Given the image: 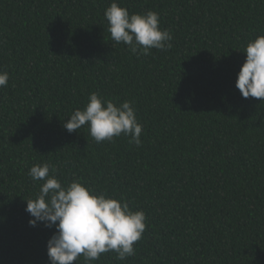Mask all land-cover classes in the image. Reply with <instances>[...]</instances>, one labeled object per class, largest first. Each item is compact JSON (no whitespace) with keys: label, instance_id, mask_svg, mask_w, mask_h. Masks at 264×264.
Instances as JSON below:
<instances>
[{"label":"trees","instance_id":"obj_1","mask_svg":"<svg viewBox=\"0 0 264 264\" xmlns=\"http://www.w3.org/2000/svg\"><path fill=\"white\" fill-rule=\"evenodd\" d=\"M112 2L0 0V264H50L55 228L25 211L43 163L146 215L134 256L90 264H264V102L235 87L264 0H116L173 35L139 59L107 31ZM92 92L132 101L140 147L64 129Z\"/></svg>","mask_w":264,"mask_h":264},{"label":"clouds","instance_id":"obj_2","mask_svg":"<svg viewBox=\"0 0 264 264\" xmlns=\"http://www.w3.org/2000/svg\"><path fill=\"white\" fill-rule=\"evenodd\" d=\"M104 17L111 39L127 45L138 59L150 55L152 49L167 51L172 47L173 35L168 29H161L158 12L130 14L113 0ZM244 54L246 60L235 87L243 98L264 102V35L248 42ZM8 81L9 74L0 71V88L7 87ZM85 125L96 143L114 142V138L123 135L130 137V144L141 146L143 125L137 120L132 101L117 105L99 92L90 93L85 107L74 110L63 127L71 134ZM55 173L56 169L48 163L33 165L28 175L34 182L44 183L34 199H24L25 211L32 218L31 227L42 223L46 228H55L47 241L50 264H74L81 256L90 264L108 252H115L120 261L134 256V245L146 230L145 213L132 211L130 202L122 197L97 194L80 180L63 186Z\"/></svg>","mask_w":264,"mask_h":264}]
</instances>
